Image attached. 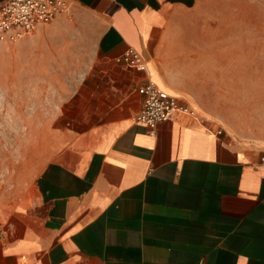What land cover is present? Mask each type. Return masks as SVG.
I'll return each instance as SVG.
<instances>
[{"label": "crops", "instance_id": "crops-1", "mask_svg": "<svg viewBox=\"0 0 264 264\" xmlns=\"http://www.w3.org/2000/svg\"><path fill=\"white\" fill-rule=\"evenodd\" d=\"M66 1L69 13L0 43L14 74L82 76L60 117L78 124L68 143L0 209V264H264V140H237L168 79L181 74L173 28L199 0ZM129 48L146 72L118 63ZM149 82L203 121L151 134L136 121Z\"/></svg>", "mask_w": 264, "mask_h": 264}, {"label": "rangeland", "instance_id": "rangeland-1", "mask_svg": "<svg viewBox=\"0 0 264 264\" xmlns=\"http://www.w3.org/2000/svg\"><path fill=\"white\" fill-rule=\"evenodd\" d=\"M173 35L182 59L170 84L237 140H264V0H199ZM5 55L0 47V209L28 195L53 153L68 143L78 124L60 117L82 77L14 74Z\"/></svg>", "mask_w": 264, "mask_h": 264}, {"label": "built area", "instance_id": "built-area-1", "mask_svg": "<svg viewBox=\"0 0 264 264\" xmlns=\"http://www.w3.org/2000/svg\"><path fill=\"white\" fill-rule=\"evenodd\" d=\"M69 11L70 4L66 0H9L0 4V43L18 42L32 34L38 27L52 23ZM118 63L138 72L147 70L142 56L132 48L122 54ZM138 94L143 101L136 121L147 126L151 134H155L159 124L176 116H184L197 122L203 121L198 112L181 98L152 82L140 87ZM217 133L222 134L220 130ZM260 161L264 163V152L260 155Z\"/></svg>", "mask_w": 264, "mask_h": 264}]
</instances>
